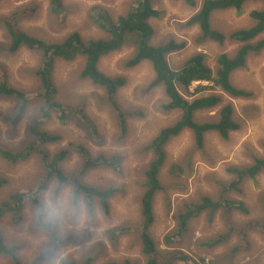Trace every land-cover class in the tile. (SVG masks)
Returning a JSON list of instances; mask_svg holds the SVG:
<instances>
[{"label": "rangeland", "instance_id": "1", "mask_svg": "<svg viewBox=\"0 0 264 264\" xmlns=\"http://www.w3.org/2000/svg\"><path fill=\"white\" fill-rule=\"evenodd\" d=\"M202 1L195 0L196 6L193 8L181 0H151L152 7L160 16L149 21L153 28L150 44L160 46L169 40L186 44L182 51L167 56L168 65L172 70L177 71L187 58L199 52L204 54L205 63L215 71L216 57L221 53L232 55L237 48V44L230 41L221 45L199 42L198 28L186 26L185 22L197 11ZM67 4L73 8L62 25L49 15L48 0H0V16L8 15L22 7L35 6L36 15L21 24L22 30L28 35L47 42H58L65 35L78 32L83 39L88 40L105 38L89 19L88 13L93 6L105 8L112 17H117L125 14L134 3L133 0H68ZM261 7V3L248 2L239 12H214L211 16V27L224 35L247 28L253 25L249 13ZM7 46V34L0 27V63L7 67L11 87L22 91L30 99L24 116L12 124L9 118L17 110L18 101L0 95V150L17 152L30 141L28 126L38 115L40 104L35 94L37 80L34 72L38 68L40 55L26 49L11 54ZM131 53L132 50L126 48L103 57L98 63V69L106 76H121L125 80L124 86L116 94V101L121 110L133 112L134 115L126 123L125 134L117 129L112 110L105 102L104 92L88 80L80 78L83 59L78 58L71 63H56L53 77L58 92L54 96L55 102L63 107L82 106L96 136L86 130L77 119L68 117L62 123L57 119V115L52 113L50 118L42 123V129L60 136L61 141L46 148L53 155L62 149L68 150L71 144L81 145L93 156H121L122 166L116 171L100 166L85 175L83 182L86 185L102 189L111 187L117 193L109 201L107 215L97 204L93 217L89 216L91 213L88 211V221L82 226L70 224L64 227L59 234L67 241L58 244L54 250L51 249L53 240L48 231L37 226L35 207L31 201L26 200L19 214V221L16 215H7L1 219L0 228L6 243L17 247L21 264H51L58 254L59 264H79L85 257H91L93 264L121 262L126 259L136 264H145L139 239L142 224V189L139 182L143 178L139 169L147 165L150 157L142 150L162 128L178 120L180 114L177 111L163 112L162 105L167 103L163 88L147 90L154 77L149 62H142L133 68L125 66V61ZM230 81L235 87L249 92L252 96L231 98L218 88L204 93L218 94L222 97V105H232V118L239 123V130L230 133L227 140H222L214 133H208L200 149L195 146L190 131L182 132L168 143L166 161L158 178L162 190L155 197L154 221L149 230L160 251L168 250L163 238L175 229L173 217L183 211L186 204L197 203L202 197L216 201L219 184L230 180L226 174L229 168L252 164L253 158L264 154V50L251 54L244 68L235 71ZM197 85L193 84L187 91L180 86H177V89L184 98L191 99L197 97V94H193ZM219 109L198 112L195 114V121L214 122L218 118ZM69 153V158L61 164L67 173L75 170L81 162L75 151ZM41 161L38 156L11 164L0 157V178L6 181L0 188V204L11 195L24 194L28 197L38 192V180L45 173ZM172 164H176L181 173L175 170L174 174H170ZM53 188L59 191L56 181L36 193L38 196L35 199L40 203L44 193ZM239 189L240 193L228 192L225 197L242 202L248 213L233 211V222L263 221L264 175L260 174L255 180H246ZM121 228L126 230V234L114 238L111 232ZM221 233H225V228L220 213H217L212 222H209L208 216L201 215L189 223L183 242L173 246V249L184 252L190 258L188 263L195 261L202 264H264L263 234L250 233L249 249L232 255V248L239 244L234 235L224 244L210 246L212 240ZM0 264L13 262L6 255L0 254Z\"/></svg>", "mask_w": 264, "mask_h": 264}, {"label": "trees", "instance_id": "2", "mask_svg": "<svg viewBox=\"0 0 264 264\" xmlns=\"http://www.w3.org/2000/svg\"><path fill=\"white\" fill-rule=\"evenodd\" d=\"M68 0H48V12L57 23L65 22L68 14L72 12ZM189 7H195V0H181ZM258 2L262 7L249 13L253 25L235 30L229 35L216 31L211 27V16L214 12L228 10L241 11L244 4ZM133 5L128 11L117 17H112L107 9L93 6L88 13L89 19L96 28L105 35V38L85 40L78 32H72L58 42H47L28 35L21 28V24L33 18L37 13L35 6H26L15 10L8 15L0 16V27L3 28L8 37V50L11 54L19 52L20 49L38 53L40 62L34 72L37 80L35 91L39 100L37 118L28 126L30 141L25 144L21 151L7 152L0 150V157L11 163L18 164L32 157H41L45 173L39 178L38 192L44 190L52 181H56L58 190L69 186L74 189L88 204L89 216L93 217L95 206L98 204L105 215L109 212V201L117 193L114 188H98L88 186L83 182L85 175L100 166L118 170L122 166L121 156H93L85 147L71 144L69 151H75L80 157L79 166L70 173L65 172L61 164L70 156L66 149L60 150L57 154H51L46 148L48 145H56L61 137L51 134L42 129V123L49 119L52 113L57 119L64 123L68 117L77 119L84 125L85 129L96 136L95 129L85 115L82 106H65L55 102L54 96L58 90L54 84V70L58 61L71 63L78 58L83 59V67L80 78L88 80L92 85L97 86L104 92L107 102L114 115L117 129L125 134L126 123L133 118V112L123 111L116 101L117 91L124 86L125 80L121 76L109 77L98 69L99 61L114 52L131 49L130 57L125 61V66L133 68L142 62H149L153 71V80L147 87L152 90L157 87L163 88L167 103L162 105L163 112H179V118L173 124L162 128L143 148V152L149 155L147 165L139 169L142 177L139 186L142 189L140 197L141 219L140 247L141 254L145 258V264H202L189 259L184 252L174 250L173 246L183 242L189 223L201 215L208 216L209 222L220 213L225 233L215 237L210 246L217 247L229 241L234 235L238 238L239 244L231 250L236 254L250 247L249 234L258 232L264 235V220H251L245 223H234L231 214L233 211L248 213L242 202L225 197L228 192L240 193V186L246 180H255L260 174L264 175V154L259 158H253L252 164L244 167H233L227 170L230 177L229 182L222 183L216 201L208 197H202L197 203L186 204L184 210L180 211L173 220L175 229L163 238L168 250L160 251L151 234L150 227L154 221V202L159 191L162 190L159 181V172L166 161V148L171 140L175 139L184 131H190L193 135L197 148H202L204 137L208 133L218 135L222 140H227L230 133L239 130V123L232 118L233 107L231 104L222 105V97L218 94L205 95L204 92L218 88L222 93L231 98H246L252 96L249 92L235 87L231 81V75L244 68L247 58L251 54H257L264 50V0H203L197 11L185 22L188 27L198 28L199 42H214L219 45L230 41L237 44L232 55L227 53L219 54L216 59L217 69L213 71L206 63L203 53H195L184 62L177 71L172 70L167 62V56L182 51L186 44L169 40L160 46H152L150 38L153 35V28L149 21L157 19L160 13L152 7L151 0H133ZM197 83L193 94L197 97L186 99L177 89L182 87L187 91L193 84ZM205 84V85H203ZM0 95L14 98L18 101L17 110L11 115L9 121L17 123L26 113L30 99L20 90L11 87L7 67L0 63ZM218 111V118L214 122L197 123L195 114L206 110ZM264 149V143H263ZM181 169L172 164L170 174ZM232 175V176H231ZM6 181L0 178V188ZM36 192V193H38ZM35 193V194H36ZM26 197L24 194L9 196L0 204V220L7 215H16L20 220V213L26 200L31 201L35 209L40 205L37 201L38 195ZM208 210V211H207ZM38 226V225H37ZM39 227V226H38ZM52 237L55 247L67 241L57 231H48ZM114 236L126 234L121 228L112 231ZM72 239V238H68ZM18 249L6 243L4 234L0 228V254L9 257L13 264H21L17 255ZM231 256V255H230ZM64 264H76L75 262H63ZM79 264H93L91 257H85ZM106 264H136L129 260L121 262L109 261ZM211 264V263H210Z\"/></svg>", "mask_w": 264, "mask_h": 264}, {"label": "clouds", "instance_id": "3", "mask_svg": "<svg viewBox=\"0 0 264 264\" xmlns=\"http://www.w3.org/2000/svg\"><path fill=\"white\" fill-rule=\"evenodd\" d=\"M88 211L87 202L74 189L53 188L44 193L34 217L41 230L62 232L70 224L79 227L86 223ZM59 259L58 254L51 264H59Z\"/></svg>", "mask_w": 264, "mask_h": 264}, {"label": "bare ground", "instance_id": "4", "mask_svg": "<svg viewBox=\"0 0 264 264\" xmlns=\"http://www.w3.org/2000/svg\"><path fill=\"white\" fill-rule=\"evenodd\" d=\"M251 137V136H250ZM262 139V138H261ZM252 142V141H251ZM253 144V143H252ZM128 147V146H127ZM131 152V151H130ZM255 152V151H254ZM124 153V152H123ZM221 167V166H220ZM230 169V168H229ZM226 174H229V173H226ZM232 176V175H231ZM201 177V176H199ZM186 197V196H185ZM194 197V196H193ZM198 199V198H197ZM208 211V210H207ZM205 223V222H204ZM206 224V223H205Z\"/></svg>", "mask_w": 264, "mask_h": 264}]
</instances>
